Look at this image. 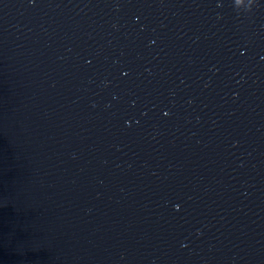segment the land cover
Instances as JSON below:
<instances>
[{
    "label": "water",
    "instance_id": "1",
    "mask_svg": "<svg viewBox=\"0 0 264 264\" xmlns=\"http://www.w3.org/2000/svg\"><path fill=\"white\" fill-rule=\"evenodd\" d=\"M246 5L0 0V264H264Z\"/></svg>",
    "mask_w": 264,
    "mask_h": 264
},
{
    "label": "clouds",
    "instance_id": "2",
    "mask_svg": "<svg viewBox=\"0 0 264 264\" xmlns=\"http://www.w3.org/2000/svg\"><path fill=\"white\" fill-rule=\"evenodd\" d=\"M241 3H242V0H234V4L237 6L240 5ZM254 4H255V0H247V5L243 9V12H245V13L251 12ZM237 12L239 14V11H237Z\"/></svg>",
    "mask_w": 264,
    "mask_h": 264
}]
</instances>
